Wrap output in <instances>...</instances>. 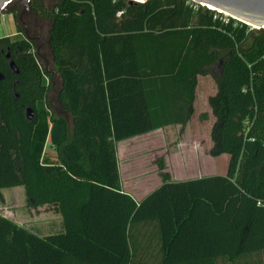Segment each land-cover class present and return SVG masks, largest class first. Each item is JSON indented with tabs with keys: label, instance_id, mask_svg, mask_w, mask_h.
Here are the masks:
<instances>
[{
	"label": "trees",
	"instance_id": "16d2710c",
	"mask_svg": "<svg viewBox=\"0 0 264 264\" xmlns=\"http://www.w3.org/2000/svg\"><path fill=\"white\" fill-rule=\"evenodd\" d=\"M215 15L186 0H31L25 39L0 38V194L23 186L31 205L57 204L66 232L40 237L0 215V264H135L137 229L151 224L160 264H245L264 251V30ZM200 75L217 84L210 155L230 157L227 174L162 172L138 204L122 191L116 144L187 125Z\"/></svg>",
	"mask_w": 264,
	"mask_h": 264
},
{
	"label": "rangeland",
	"instance_id": "374dc122",
	"mask_svg": "<svg viewBox=\"0 0 264 264\" xmlns=\"http://www.w3.org/2000/svg\"><path fill=\"white\" fill-rule=\"evenodd\" d=\"M46 1L47 5H51L55 0ZM14 5L2 12L4 17L0 16V38L8 37L12 42L25 39V34L20 32V29H22V22L19 19L20 13ZM48 29V24L43 23L41 30L43 38L46 37ZM216 93L217 84L211 75L198 76V86L194 102L196 110H194L193 118L187 125L182 127L170 124L165 127L163 135L162 132H158L153 134V136H141L126 143L127 145L120 156L122 176L126 182L127 189L134 192L146 187L145 182H148L146 192L155 191L159 185V183H154L157 172H159L160 178L162 172H171L172 176H177V172L181 170L177 168L181 164L183 165V162L189 160L196 161L202 157H205V160L209 161V158L213 157L210 155V151L214 147L212 131L216 118L213 116L208 100ZM163 102L165 103V101ZM197 134L203 135L201 140H204L205 143L202 146V142L196 140ZM192 135V144H190L188 137ZM164 138L166 141H164ZM131 144L132 146H129ZM217 157L216 171L219 175H226L229 156L223 154ZM209 173H212V171ZM142 181L144 182L141 183ZM29 205V200L26 198L22 186L1 190L0 215L15 222L22 228L24 227L19 225L15 221V218L17 221L22 222L24 217H28L26 211L29 210Z\"/></svg>",
	"mask_w": 264,
	"mask_h": 264
},
{
	"label": "crops",
	"instance_id": "0c3cea01",
	"mask_svg": "<svg viewBox=\"0 0 264 264\" xmlns=\"http://www.w3.org/2000/svg\"><path fill=\"white\" fill-rule=\"evenodd\" d=\"M194 110H196V106L194 107ZM164 129L165 127L157 131L150 132L148 134L141 135V136H151V135L153 136V134L158 133V132H162V135H163ZM141 136H137V137L125 140V141H121L116 144L118 168H119V175H120L122 191L124 193L131 195L137 201L138 204L141 203L154 190L148 193L146 192L147 185L149 184L148 182H145L146 187L135 190L134 192L126 188V182L122 176V165H121L122 163H121L120 155L123 149L125 148V146L127 145L126 143H128V141H132ZM202 136H203L202 134L196 135V140L199 142H202L201 146L205 143L204 140L203 141L201 140ZM192 138H193V135L191 137H188L190 144H192ZM164 141H166L165 138H164ZM129 146H132V144ZM46 152L49 155L48 157L50 158L52 157L51 159L56 160L57 153L55 152L53 148H51L49 144H47L46 146ZM217 159L218 157H212V158H209V161H207L205 160V157L204 158L202 157L201 159L199 158V160H196V161L195 160L185 161L183 162L184 163L183 165L181 164V166L177 168L178 170L181 169L177 172V176H172L171 172L170 173L167 172V174L170 176L173 182H187L190 180H197V179L207 178L211 176H217L219 175L216 171L217 169L216 160ZM229 160H230V157H229ZM129 164H132V163H129ZM167 167L169 168L168 164H167ZM227 170H228V166L226 168L225 174L227 173ZM210 171H212V173H209ZM156 174L157 176H156V180H154L155 181L154 183H157V184L159 183V185L157 186L158 188L159 186L162 185L163 181L158 175L159 172H157ZM143 182L144 181H142L141 183ZM23 190L27 198L26 190L24 187H23ZM26 212H27L28 217H24V220L22 222L17 221L15 218V221L19 225L23 226L26 230L40 237L60 235L66 232V226L64 223L63 214L60 211L57 204H45V205H40V206H33L30 204L29 210ZM79 229L80 228L76 227V230H79ZM95 230L103 231V228H99ZM137 234H139L138 241L139 243H141V245L139 246L140 251L136 256L135 264H160L162 261L161 260L162 257L161 255L155 253L157 250L161 248V238H160V234L156 226L152 224L150 225V227L140 226L137 229ZM144 246L146 247L145 253H143ZM219 263H221V261ZM245 264H264V251L252 257L249 256L246 259Z\"/></svg>",
	"mask_w": 264,
	"mask_h": 264
},
{
	"label": "water",
	"instance_id": "95a60500",
	"mask_svg": "<svg viewBox=\"0 0 264 264\" xmlns=\"http://www.w3.org/2000/svg\"><path fill=\"white\" fill-rule=\"evenodd\" d=\"M10 0H0V11ZM129 5L145 4L150 0H127ZM194 3L203 5L210 10L225 13L230 17L238 20L248 26L264 29V0H191ZM31 0H18L15 5L22 6L23 10L19 16L23 21V16L29 11ZM10 60L9 66L15 75H20V70L11 56L7 55ZM4 80V76L0 73V81ZM18 98V95H15ZM26 119L32 122L35 113L31 108L25 110Z\"/></svg>",
	"mask_w": 264,
	"mask_h": 264
},
{
	"label": "built area",
	"instance_id": "2783aa9c",
	"mask_svg": "<svg viewBox=\"0 0 264 264\" xmlns=\"http://www.w3.org/2000/svg\"><path fill=\"white\" fill-rule=\"evenodd\" d=\"M18 0H10L8 3H6L4 5V7L2 8V10L0 11V16L3 14L2 12L6 11L8 8H10L12 5H14ZM188 2V4L193 7L194 9H198V7H205L203 5H200V4H197V3H194L193 1L191 0H186ZM207 8V7H206ZM214 11V10H213ZM218 14H221L223 16H220V15H215V18H219L224 24L226 25H230V24H233V26H238L240 23V21L238 20H235L234 18L230 17L229 15L225 14V13H221L219 11H216ZM4 17V15H2ZM244 24V23H243ZM264 30V29H260V28H255V27H252L250 26V30ZM250 128L247 127L246 129V134H248ZM252 140V139H251Z\"/></svg>",
	"mask_w": 264,
	"mask_h": 264
},
{
	"label": "flooded vegetation",
	"instance_id": "af4514ba",
	"mask_svg": "<svg viewBox=\"0 0 264 264\" xmlns=\"http://www.w3.org/2000/svg\"><path fill=\"white\" fill-rule=\"evenodd\" d=\"M14 7H16L18 10H19V13L21 14L22 10H23V7L22 6H18V5H14ZM26 15V14H25ZM24 15V16H25ZM23 16V17H24ZM23 22V21H22Z\"/></svg>",
	"mask_w": 264,
	"mask_h": 264
},
{
	"label": "bare ground",
	"instance_id": "6f19581e",
	"mask_svg": "<svg viewBox=\"0 0 264 264\" xmlns=\"http://www.w3.org/2000/svg\"><path fill=\"white\" fill-rule=\"evenodd\" d=\"M256 28V27H255Z\"/></svg>",
	"mask_w": 264,
	"mask_h": 264
}]
</instances>
